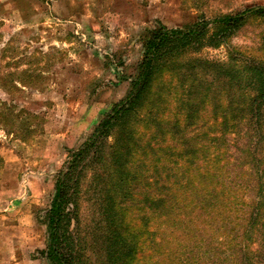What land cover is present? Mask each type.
I'll list each match as a JSON object with an SVG mask.
<instances>
[{
    "label": "trees",
    "instance_id": "obj_1",
    "mask_svg": "<svg viewBox=\"0 0 264 264\" xmlns=\"http://www.w3.org/2000/svg\"><path fill=\"white\" fill-rule=\"evenodd\" d=\"M254 21L264 25V6L144 31L129 92L69 151L57 178L46 219L49 264H91V251L99 264H134L148 236L154 251L168 250L161 264H264V59L230 44ZM259 41L264 50V30ZM222 47L223 61L201 56ZM171 105L168 123L159 115ZM156 135H171L180 149L160 152ZM167 156L176 158L172 183L145 168L158 174ZM86 198L97 222L81 236ZM132 201L167 219L154 231L136 227Z\"/></svg>",
    "mask_w": 264,
    "mask_h": 264
},
{
    "label": "rangeland",
    "instance_id": "obj_2",
    "mask_svg": "<svg viewBox=\"0 0 264 264\" xmlns=\"http://www.w3.org/2000/svg\"><path fill=\"white\" fill-rule=\"evenodd\" d=\"M257 6L264 0H0V264H49L46 219L57 178L69 151L129 92L144 31L156 22L183 28ZM263 30L251 22L230 44L264 59ZM226 50L206 49L201 56L223 61ZM173 105L159 118L172 123ZM155 143L164 153L180 149L171 135H156ZM175 159L159 163L158 174L146 164L148 175L172 183ZM185 159L177 162L185 165ZM145 186L139 189L155 188ZM129 206L138 228L154 231L167 219L133 201ZM79 220L78 233L90 234L97 217L87 198ZM148 239L149 249L134 264H161L168 254L154 251L155 239ZM87 255L99 264L97 252Z\"/></svg>",
    "mask_w": 264,
    "mask_h": 264
}]
</instances>
